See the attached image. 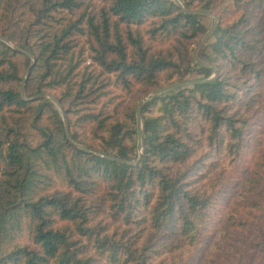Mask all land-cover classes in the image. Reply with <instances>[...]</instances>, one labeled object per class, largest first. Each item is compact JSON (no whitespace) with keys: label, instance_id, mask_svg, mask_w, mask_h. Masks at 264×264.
Returning a JSON list of instances; mask_svg holds the SVG:
<instances>
[{"label":"trees","instance_id":"trees-1","mask_svg":"<svg viewBox=\"0 0 264 264\" xmlns=\"http://www.w3.org/2000/svg\"><path fill=\"white\" fill-rule=\"evenodd\" d=\"M196 7L224 17L200 60ZM195 64L142 104L140 155L131 116L91 106L102 73L148 93ZM259 99L264 0H0V264H264Z\"/></svg>","mask_w":264,"mask_h":264},{"label":"rangeland","instance_id":"rangeland-1","mask_svg":"<svg viewBox=\"0 0 264 264\" xmlns=\"http://www.w3.org/2000/svg\"><path fill=\"white\" fill-rule=\"evenodd\" d=\"M173 1H175L180 6H183V0H173ZM194 10H198V12L202 14V16H200V20L206 26L207 30H206V33L201 37H198L196 39H191V40L185 39V42H186L185 44L187 46V49L189 51L190 50L192 51L193 55L196 57V60H200L199 49L201 47H203L204 45H206L207 43H212L215 41V36H214V34L211 33L212 27L218 21V16H220L222 18H224V17L219 15V10L211 12V11L199 9L198 7L194 8ZM232 14H233V12L227 11L225 13V16L227 18V17L232 16ZM18 41H19V39L14 36L13 40L8 39L7 44L10 46H14L16 44V42H18ZM90 42H91L90 37L88 35H83L80 37V41H79L78 45L74 47V49L76 50V54L79 53L78 51L80 50V46L83 47V54L81 56L82 60H81L80 67L78 70L79 76H81V79L85 78L86 74L88 72H92L96 75L99 72H101V70H102L99 66H97V64H95L93 62V60L91 58L92 53L90 51ZM153 43L156 46H164L162 42L154 41ZM196 60H195V62H196ZM29 66H30V64H29ZM193 66H194V68L186 75L185 82L183 84L182 83H174L173 85L176 84L175 86H173L174 88L189 85L192 80H196V79L200 78L199 76H201V75L198 74L196 71V69L199 68V67H197L198 65L195 64ZM27 68L25 69V72L23 73V78H26V76H27L26 75ZM221 70L223 71L222 73L225 72V70H223V68H221ZM216 73H217V71H216ZM215 75L216 74H212L209 78H212ZM239 77L240 76H238V77L233 76L232 80L236 81V79ZM98 78L103 80L104 85L102 87H99L94 94L100 92L102 95H101V97H99L97 102L95 104H91V106L95 107V109L100 108L104 112H114L117 109L118 112L122 115V120L127 118L126 120L130 122V120H131L130 116H131L132 122H136V126H137L138 130L139 129L141 130L142 129V119H141V115H140L141 106L145 101L150 99L153 95L160 94V92H157V90H153V91H150L148 93H145V87L143 86V84H141L139 82H134L128 88H125L116 82L113 74L102 73L99 75ZM168 86H171V85H167L166 87H168ZM173 87H170V88H173ZM48 92H50L51 94L53 92L57 93V91H49V90H48ZM258 102L260 103V99ZM258 102H255V100L253 102V103H255L254 107L252 109L253 119H255V120L258 119L257 122L262 123V122H264V111H263L264 106H262L261 103L259 105ZM132 106H134V108ZM132 110H133V114L131 113ZM133 124L131 123V125H133ZM133 139L136 142V152L138 153V155H140L142 153V149H143L142 136L134 134ZM247 158H248V155L245 154L243 159H242V166H246L248 164ZM134 161H136V160H134ZM217 172L218 171H216L215 173H217ZM201 180H203V178ZM201 180H199L198 182H200ZM61 187H62V185L58 181H56L54 183V185L51 187V189L61 188ZM254 262H255V264H260V258L256 257Z\"/></svg>","mask_w":264,"mask_h":264},{"label":"water","instance_id":"water-1","mask_svg":"<svg viewBox=\"0 0 264 264\" xmlns=\"http://www.w3.org/2000/svg\"><path fill=\"white\" fill-rule=\"evenodd\" d=\"M211 29V28H210ZM209 31V30H208ZM34 62V61H33ZM33 62L30 64V66L27 68V70H26V75H28V72H29V70H30V68L32 67V65H33ZM25 75V76H26ZM25 78H23V80H24ZM210 79V78H209ZM183 84V83H182ZM176 85V84H175ZM175 85H171V86H168V87H164V88H162V89H159V90H157V92H161V91H163V90H166V89H168V88H170V87H173V86H175ZM51 100H53L56 104H58V102L54 99V98H52L51 97ZM61 113H62V116H64V114H63V112L61 111ZM66 129H67V126H66ZM67 133H68V131H67ZM138 135L139 136H142L141 135V130L139 129L138 130Z\"/></svg>","mask_w":264,"mask_h":264}]
</instances>
